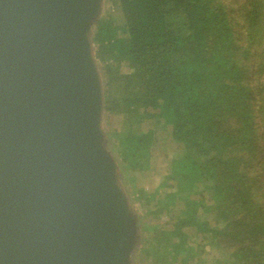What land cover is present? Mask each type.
<instances>
[{
  "label": "trees",
  "instance_id": "obj_1",
  "mask_svg": "<svg viewBox=\"0 0 264 264\" xmlns=\"http://www.w3.org/2000/svg\"><path fill=\"white\" fill-rule=\"evenodd\" d=\"M112 3L119 22L100 18L92 40L105 108L127 122L117 152L126 168L142 171L160 141L156 131L169 138L161 185L174 190L164 198L140 190L137 199L154 202L147 212L171 227L146 226L142 260L196 264L190 239L199 234L222 253L215 264H264V132L256 118L258 110L264 122V0ZM122 61L129 72L120 71Z\"/></svg>",
  "mask_w": 264,
  "mask_h": 264
},
{
  "label": "water",
  "instance_id": "obj_2",
  "mask_svg": "<svg viewBox=\"0 0 264 264\" xmlns=\"http://www.w3.org/2000/svg\"><path fill=\"white\" fill-rule=\"evenodd\" d=\"M94 0H0V264H120L82 39Z\"/></svg>",
  "mask_w": 264,
  "mask_h": 264
},
{
  "label": "rangeland",
  "instance_id": "obj_3",
  "mask_svg": "<svg viewBox=\"0 0 264 264\" xmlns=\"http://www.w3.org/2000/svg\"><path fill=\"white\" fill-rule=\"evenodd\" d=\"M104 17H111L116 23L120 20V15L115 9L112 0H94L91 12L83 20L81 32L96 86V104L92 119L94 141L105 164V183L116 197L120 217L126 225L127 241L120 264H146L140 256L142 238H146L149 231L146 226L156 225L162 228H170L171 224L165 222V215L161 214L154 217L147 212L154 206V202L153 204L151 202L149 205L142 206L137 198L139 197L140 190L147 193L158 190V195L162 198L166 197L168 192L174 190L173 188L161 185L164 181L167 167L165 154L169 138L166 130L156 131L158 133L156 137L160 141L155 142L152 146L150 167L142 171H132L126 168L124 162L121 161V156L117 152L116 147L117 139L121 135L120 133L126 130L127 122L121 115L111 114L105 108L106 76L102 69L103 63L96 57V45L92 40V33L95 31L96 22ZM129 70L130 68L127 63L122 61L120 63V71L129 72ZM249 80L253 96L251 103H253L254 108L257 110L260 102L258 100L256 81L253 76ZM256 113L257 122H260L259 130L262 133L264 132V122L260 120L258 110ZM147 127V123L143 122L141 128L146 130ZM160 185L161 187H159ZM194 197H197V195L192 194L191 199H194ZM176 203H179L178 207L173 209V211L177 215L178 211L183 208V201L180 200ZM198 214L200 215V219H203L204 216L201 209ZM206 238L208 239L209 236L201 237L198 234V236L190 239L191 246L196 248L193 253V262L201 259L196 264H215V261L218 262V259L224 258L222 253H217L211 247ZM201 245L204 246L202 251H200V247H196ZM226 259L229 261L228 255H226ZM225 264H228V262Z\"/></svg>",
  "mask_w": 264,
  "mask_h": 264
}]
</instances>
